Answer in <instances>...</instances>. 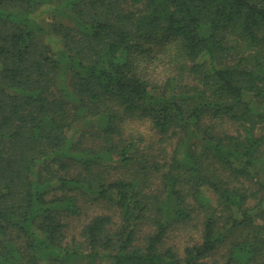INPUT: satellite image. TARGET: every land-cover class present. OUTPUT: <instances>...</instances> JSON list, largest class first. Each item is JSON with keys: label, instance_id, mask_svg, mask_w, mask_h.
Masks as SVG:
<instances>
[{"label": "trees", "instance_id": "trees-1", "mask_svg": "<svg viewBox=\"0 0 264 264\" xmlns=\"http://www.w3.org/2000/svg\"><path fill=\"white\" fill-rule=\"evenodd\" d=\"M81 261L264 264V0H0V264Z\"/></svg>", "mask_w": 264, "mask_h": 264}, {"label": "clouds", "instance_id": "clouds-1", "mask_svg": "<svg viewBox=\"0 0 264 264\" xmlns=\"http://www.w3.org/2000/svg\"><path fill=\"white\" fill-rule=\"evenodd\" d=\"M144 48H151L150 53H134L133 64L137 74L149 84L162 86L174 75L171 64L172 51L175 50V41L166 43L162 48L152 44H144ZM121 132L130 139H150L154 133L153 121L149 117H126L121 122Z\"/></svg>", "mask_w": 264, "mask_h": 264}, {"label": "rangeland", "instance_id": "rangeland-1", "mask_svg": "<svg viewBox=\"0 0 264 264\" xmlns=\"http://www.w3.org/2000/svg\"><path fill=\"white\" fill-rule=\"evenodd\" d=\"M44 17H48V14L44 13L43 14ZM50 46L54 49V47L52 46V44L50 43ZM55 52V50H53ZM78 132L73 131L72 136H75V134H77ZM80 205L82 207H85V211L84 213H80L79 216H73V217H69L68 218V228L66 230V238L68 241H66L68 244L70 243L71 239L74 238L76 241H78V233L80 232V227L83 223H86L87 220H89L88 217H91L95 212H105L106 209H104L105 207H103V209H97V207L94 205L92 206L90 204L85 206V203L80 202ZM99 206H105L104 204H100ZM98 206V207H99ZM88 216V217H87ZM197 241L199 240V236H200V232L197 230H192L191 228H188L184 231H182L181 233H177L171 234V241L172 242H176L179 243L178 245H182L183 242H185L186 237L191 236ZM217 257H219L220 255H216ZM220 258V257H219ZM80 264H85L84 261H81Z\"/></svg>", "mask_w": 264, "mask_h": 264}]
</instances>
